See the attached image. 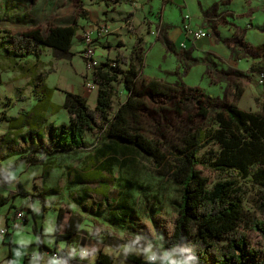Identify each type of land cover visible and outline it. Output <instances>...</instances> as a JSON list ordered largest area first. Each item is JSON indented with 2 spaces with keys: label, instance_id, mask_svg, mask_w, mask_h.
Here are the masks:
<instances>
[{
  "label": "crops",
  "instance_id": "crops-1",
  "mask_svg": "<svg viewBox=\"0 0 264 264\" xmlns=\"http://www.w3.org/2000/svg\"><path fill=\"white\" fill-rule=\"evenodd\" d=\"M102 1L96 0L92 4V19L110 27L109 35L97 36L95 40L96 57L100 63H112L123 56L112 58L125 49L126 44H132L133 55L138 39H141V47L146 41L137 29L143 27L152 13L167 11L174 28L163 42L165 46H171L175 58L173 70L184 69L178 58L184 49L193 50L191 55L197 59L215 56L228 68L221 70L225 76L220 91L225 97H231L230 91L240 85L242 94L237 105L242 110L260 113L264 107V84L259 83V74L253 73L251 67L261 59L264 47V0H136L134 5L129 2L127 6L112 2L107 5ZM181 10L190 19H181ZM210 13L223 18V23L217 19L207 25L214 18ZM185 24L196 30L212 31L217 41L213 37L191 40ZM209 26L212 30L208 29ZM15 27L2 30H27ZM225 28L227 33L224 35ZM229 30L231 36H228ZM234 35L241 39L235 44L239 46L238 51L232 54L227 44ZM79 38L78 32L67 55L41 48L27 57L16 58L0 47V197L10 198L0 206V230L7 233L0 239V264H58L62 260L53 259L52 253L63 249L71 253L75 264H96L100 253L113 257L114 264H117L118 255L127 264H133L127 259L129 255L142 257L148 264H191L165 249V235L158 230V241L144 243L141 248L131 236L119 233L111 224L108 225L109 232L118 238L130 239V242L124 244L92 232V173H100L105 159L97 152L92 155L91 134L86 135L85 149L54 155L37 153L49 146L51 126L69 124L71 117L64 108L67 93L84 97L91 108L96 106L97 86L92 82V71L83 58V39L79 41ZM156 42L160 43L156 40L152 47ZM165 46L161 49L164 50ZM224 46L226 50L222 48ZM230 55L236 58L233 62L229 60ZM202 65L201 61L189 67L184 76L186 85L199 87L191 85H200V77L194 82H188V77L194 73L201 75L205 70L201 69ZM53 75L56 79L50 84L48 81ZM41 77H44L43 82ZM172 77L176 81L179 79L178 74ZM30 151L40 157L41 162H28L25 157ZM95 161L99 162L98 165ZM57 206L64 212L60 221L59 214L55 213L51 225L47 222V212ZM22 210L25 211L24 222L19 223L17 229L11 228L17 212ZM71 214L82 217L83 221L71 218ZM110 215L114 217L117 213ZM69 233L71 237H66ZM128 245L138 249L128 248ZM86 251L90 256H86Z\"/></svg>",
  "mask_w": 264,
  "mask_h": 264
},
{
  "label": "trees",
  "instance_id": "trees-1",
  "mask_svg": "<svg viewBox=\"0 0 264 264\" xmlns=\"http://www.w3.org/2000/svg\"><path fill=\"white\" fill-rule=\"evenodd\" d=\"M103 1L110 5V0ZM78 32L77 20L70 26L51 25L46 34L41 28L24 31L0 29V47L16 58L27 57L41 48L67 55ZM211 34L214 37V33ZM140 42L138 39L133 51L136 57L143 52ZM143 68L144 65L137 66L132 57L127 59L124 56L112 63H99L92 71V82L98 92L95 108H91L84 97L67 93L64 108L70 114V122L51 126L49 146L37 153L54 155L85 149L86 135L91 134L101 144L96 152L105 159L100 173H92V183L100 182L104 171L130 153L142 154L158 168L165 165L172 170L171 177L181 188L176 222L172 230L161 231L165 235V249L191 264H264V219L245 209L248 183L258 187L264 198V115L242 110L237 105L242 94L238 84L230 91L231 97L221 104L199 87L175 85L178 81L167 83L159 78H143ZM251 70L256 74L264 73V47L261 59L253 63ZM176 72L187 75V69L181 71L180 67ZM116 85H122L127 94V99L117 108ZM147 96L162 106L169 101L178 116H182L193 102L198 115L210 123L207 130L198 128L186 133L182 145L176 149L174 165L168 164L167 154L144 133L143 117L150 109L146 104ZM152 112L157 113L155 109L149 113ZM211 147L218 151L211 158L204 159L203 151ZM25 159L33 164L41 162L33 151ZM128 163L127 158L122 162ZM202 170L210 171L217 180L213 182ZM162 173L158 171L159 175ZM126 184L130 189L143 190L142 186L131 181ZM8 200L9 197H0V206ZM118 208H123L121 216H111L109 221L116 227L125 221L126 216L136 213L127 202ZM53 209L58 212L60 221L64 209ZM73 217L83 221L78 215L71 214ZM156 227H159L158 222ZM106 234L109 239L124 244L130 242V239L118 238L109 231ZM252 235H257L259 240L253 241ZM66 237H71V234ZM59 254L58 260L62 262L58 264H75L67 249L59 251ZM127 259L133 264H148L142 257L134 255ZM114 262L110 255L100 253L96 264Z\"/></svg>",
  "mask_w": 264,
  "mask_h": 264
},
{
  "label": "rangeland",
  "instance_id": "rangeland-1",
  "mask_svg": "<svg viewBox=\"0 0 264 264\" xmlns=\"http://www.w3.org/2000/svg\"><path fill=\"white\" fill-rule=\"evenodd\" d=\"M95 1L96 0H0V29H6L5 27L10 26H16L15 28L22 27L21 29L41 28L46 34L51 25L68 26L77 20L79 22V41H82L83 34L86 31H94L99 24V20H97V22L94 21L96 19H92V4ZM97 1L99 2L102 0ZM110 1L113 4L125 6L130 2V0ZM131 4L134 5L135 3ZM185 14L186 13L181 10L180 18L184 19ZM210 15L214 18L207 25L216 22L217 19L223 23V18H216L218 15L214 13H210ZM172 23L167 11L152 13L147 21H144L143 27L137 29L138 33L146 39L144 43H141L143 47L142 54L138 57L134 54L131 55L132 44H126L124 45L126 48L122 51L120 50L121 52L119 51V54L115 53L112 58L115 59L121 54L127 58L132 56V61H134L137 66L141 67L144 65L145 68H143L142 73L143 78L149 80L159 78L167 83L175 82L176 78L172 77L177 74V72L173 70L175 58L172 56L171 46H165L163 42L169 31L174 28ZM131 28L132 27H130L129 30ZM208 29L210 30L211 27L209 26ZM224 31L225 35L227 33V28H225ZM228 34V36H231V31L230 33L228 32ZM234 36L235 37L232 39L229 38L231 40L227 44L232 54L238 51L237 48L239 46L235 44L241 39L240 37L236 39L237 36ZM213 39L216 40L215 37H213ZM156 40L160 43L156 42V45L152 47ZM161 46H165V49H161ZM222 48L225 50L227 49L225 46ZM192 51L193 50L190 48L187 50L184 49L182 55L178 57L182 67L187 69L188 73V69L191 65L200 64L202 61L204 66L202 65L201 69L203 68L205 70L201 72V75H197L196 73L192 76L189 75L188 82L192 80L194 82L200 77L201 84L195 83L191 86L201 87V90H203L206 95L213 96L222 104L226 101L227 97L224 96V92L220 91V87H223L222 79H224L225 76L221 70L228 68H225L226 66L224 65V67L222 65V61L215 56H205L202 59H197L191 55ZM49 53L51 54V52ZM196 56H199L198 53H196ZM72 58L73 56L71 59ZM234 59L236 58L230 55V62H233ZM217 61H219L218 63L220 66L217 64ZM56 63L58 65L60 61L58 60ZM41 78L43 82L44 77ZM55 79L56 75L51 76L48 83L53 84ZM185 82L184 75H179L178 83L175 85L184 84L190 87L186 85ZM116 87L118 89V94L115 99V106L117 108L127 99V94L122 85H116ZM221 94L222 97H220ZM146 98L148 99H146V104L150 109L148 112H145L143 117L144 133L148 138L156 142L163 153L167 154L166 158L168 164L174 165L176 149L182 145V138L186 133L188 131H195L198 128L207 130L210 127V123L208 120L198 115V109L193 102L187 106L182 116H178L169 101L162 106L161 103L150 100L148 96ZM251 100L253 101V99ZM152 109H155L157 113L152 112V114H150L149 112L152 111ZM260 113L264 115V107H262ZM99 147H101L100 142H97L96 138L92 137V155H94ZM217 151L215 147H211L203 151L202 155L204 159L211 158ZM126 158L130 163L127 165L122 164ZM98 163L99 162H96V165H98ZM165 167V165L160 168L156 167L151 159L140 153H130L125 158H120L119 162L114 164L107 171H104L99 178L100 182L97 181L92 183V223L94 224L92 232L94 231L93 233H95V235H107L106 231H108L107 229H109L108 227L110 226L109 221L112 220L110 214L117 213L118 217H120V212L123 208H118V206L123 202H127L134 208L136 211L134 214L135 218L132 214H129L126 216L125 221H122L121 225L117 227V230L119 233L131 236V238L137 242L136 246L139 248H141L144 243L158 241L157 237H159V231L161 232L163 229L168 231L172 230L178 217L176 209L179 208L178 204L180 203L181 188L176 185L171 177L172 170H168V168ZM157 170L163 172L162 175H159ZM202 171L204 175L211 178L213 182L217 180L216 175L210 171ZM127 181L142 186L143 190L140 192L133 187L131 189L128 188L126 184ZM243 183L245 184L244 181ZM102 186H104V188ZM262 195L258 187L248 183L245 209L248 213L264 219V206H262L264 205V198H262ZM55 213L58 214L53 208L47 212V222L51 225V221L56 215ZM98 214H101V216ZM156 222H158L159 227H156ZM252 240L257 242L259 238L257 235H252ZM136 246L128 245V248L134 247L138 249ZM86 252V256H90V252ZM262 258H264V255ZM117 264L127 263L125 259L118 255Z\"/></svg>",
  "mask_w": 264,
  "mask_h": 264
},
{
  "label": "built area",
  "instance_id": "built-area-1",
  "mask_svg": "<svg viewBox=\"0 0 264 264\" xmlns=\"http://www.w3.org/2000/svg\"><path fill=\"white\" fill-rule=\"evenodd\" d=\"M115 1V0H113ZM132 3H136V0H130ZM190 19L189 16H185V20ZM185 30L187 32L188 37L193 40L197 41L204 38L212 37V34L204 29H192L189 24H185ZM110 34V27L106 23H100L96 26L94 31H86L83 34V42H84V49H83V57L87 62L88 68L93 71L98 65L99 61L95 57L96 54V47H95V40L97 36L100 35H109ZM185 48V46H183ZM259 83L264 84V73L259 74ZM25 220V211H18L16 214V219L12 221L11 228L17 229L19 227V223L24 222ZM6 231L0 230V239H2L6 235ZM87 254V252H85ZM52 258L58 260L60 258L59 252H54L52 254ZM155 259L152 258V261Z\"/></svg>",
  "mask_w": 264,
  "mask_h": 264
}]
</instances>
